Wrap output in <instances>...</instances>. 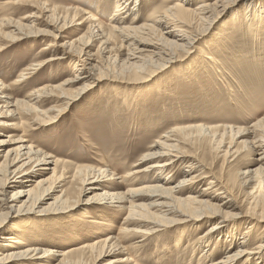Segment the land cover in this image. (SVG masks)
Wrapping results in <instances>:
<instances>
[{"label": "rangeland", "instance_id": "1", "mask_svg": "<svg viewBox=\"0 0 264 264\" xmlns=\"http://www.w3.org/2000/svg\"><path fill=\"white\" fill-rule=\"evenodd\" d=\"M27 1H40L53 9L58 7L59 13L68 16V19L73 18L75 9L85 11L88 12L87 16L91 13L106 24L108 17L116 9L115 0H0V18L5 16L28 22L24 18L36 9ZM172 3V0H142L141 21L144 22L143 20L151 15L153 9L165 8ZM243 3L244 6L216 23L213 31L199 42L197 50H193L185 59L179 53L180 59L183 60L169 64L150 80H145L147 77L142 79L135 77L137 72L135 68L124 69L121 64L106 62L111 56L113 59L118 58L119 61L126 60L127 43L121 48L120 45L123 43L119 37H114L111 41L112 50L108 55L101 51L102 41L97 38L92 39L90 50L93 58L98 61L94 60V64L97 66L102 64V70L108 75L97 76L95 84L74 98L60 113L53 108L63 104L62 98L54 95L44 97L38 104L39 110L45 112V115H41L44 118V123L41 125L32 123L34 119L36 120V114L33 113L25 114L21 118L5 117L0 124V138L7 140L3 149L5 151L15 149L22 144L16 143V140L17 135L23 134L22 137L27 140L28 146H33L57 160L58 174L70 175L76 166H90L94 169L108 167L117 172L119 175L116 177H118L132 164L137 163L133 169L149 164L151 160H139L140 155L154 141L176 127L204 124L240 128L248 127L264 118V21L259 22L256 19L252 21L245 17L248 14V6H264V0H243ZM237 17L243 20L237 21ZM44 20H47L46 16L37 21L36 28L49 32L12 42L0 39L2 45L0 80L6 85H11L18 78L21 80L10 87L16 99L24 98L34 88L61 84L78 69L73 58L68 57L41 66L34 73L28 74L27 78L24 76L25 79L19 77L30 64L42 61L51 54L49 50H42L52 39V29L44 24ZM76 24L64 30L61 42L70 41L76 46H82L78 39L86 37L87 40L91 36L88 30L91 26L90 22ZM201 47H208V55L213 59L216 58V61L219 60L218 70L210 66L212 64L210 58L199 57ZM66 87L72 88L69 85ZM12 122H17V125L13 127L10 125ZM193 133L195 135L192 137L193 143L183 147L195 153L202 161H218L220 169L223 163L221 150L226 149L229 144H234L231 133L225 138V146L218 150H215L209 141L196 138L198 137L196 132ZM236 146L242 150L241 168L255 163L253 162L255 155L248 147ZM238 159L239 157L230 162L233 164L230 170L237 184L234 192L239 206L245 209L255 207L263 209L264 184H257L256 196L250 198L248 188L238 181L237 177L240 176L235 174L234 165ZM2 160L3 157L0 158V162ZM45 166H37L36 176L30 178L26 184L33 185L37 180L46 181L47 178L52 177V169L44 170ZM53 166L51 165V168ZM176 169H178L176 165L172 166L171 179L177 180L179 177L175 173ZM56 179L57 177L53 176L44 183V187L52 185ZM256 179L262 178L258 175ZM114 181L117 183L119 180L114 179ZM206 182L207 179L197 186L194 185V188H202ZM113 186L115 187L111 189H117L118 192L127 189L128 185L125 183L124 186L118 184ZM64 189H67V193L75 192L77 196L80 195L78 194L80 191L73 188L72 183L66 179L60 184L57 182L51 196L53 198L59 196ZM88 193L87 195L84 193L80 198L85 199L92 194ZM48 202H52V199ZM20 203V200L16 202L17 205ZM90 203L92 204L87 208L79 207L70 214L47 210L14 214L15 216L8 219L7 226L19 225L24 241L28 245L51 248L57 253L94 243L106 234H119L122 239L119 243L120 247H116L105 260L129 257L130 261L117 264H203V261L208 259L207 254L202 253L201 243H197L199 236L204 233L208 225L207 222H202L201 225L204 226H198L199 228H196V224L192 222L187 224L183 238L185 241L181 247H176L179 232L183 229L182 226L177 228L180 223L171 224L168 230L146 236L144 241L138 242L143 239L140 234L120 233V229L125 226L123 221L127 216L126 210L114 207L117 203L105 210L95 201ZM147 208L152 211L157 210L149 206ZM94 220L109 224H96L98 222L94 223ZM245 222L243 225L237 222L239 226L229 223L223 227L220 232L221 240H218L217 246L210 247V252L213 254L209 257L211 261H217L238 246L230 245L226 231H232L231 228L235 226L234 230L239 241L247 227ZM253 236H258V232ZM136 243H140L141 246H135ZM123 248L127 249V253L121 252ZM11 249L15 248H4L2 252L8 253L12 251ZM30 259L25 260L23 264H57L60 257Z\"/></svg>", "mask_w": 264, "mask_h": 264}, {"label": "bare ground", "instance_id": "2", "mask_svg": "<svg viewBox=\"0 0 264 264\" xmlns=\"http://www.w3.org/2000/svg\"><path fill=\"white\" fill-rule=\"evenodd\" d=\"M172 1L173 3L168 7L153 9L151 15L143 20L144 22L141 21L142 0H115L116 9L108 17L107 24L100 21L101 19L98 20L95 15L90 13L87 16L88 12L78 9H75L73 18L68 19V16L59 13L58 7L53 9L40 1H27L36 9L24 18L28 22L5 16L0 18V39L10 42L49 32L36 28L37 21L45 16L47 20H44V24L52 29V39L42 49L49 50L50 56L30 64L19 77L27 78L28 74L34 73L41 66L68 57L73 58L77 63L75 66L78 67L75 73L73 72L72 76L63 83L34 88L22 99H16L10 88L21 81L19 78L11 85H6L0 80V124L5 117L21 118L25 114L33 113L36 114V120L34 119L32 123L41 125L44 123L41 115H45V112L39 110L38 104L44 97L54 95L62 98L63 104L53 108L60 113L74 98L93 86L98 77L107 76L108 73L102 70V64L98 66L94 64L96 59L93 58L90 50L94 38L102 41L101 51L108 55L112 50L111 41L114 37H119L123 43L120 45L121 48L127 43L126 60L119 61L118 58L113 59L111 56L106 59V62L121 64L120 66L124 69L125 67L135 68L137 69L135 77L140 79L147 77L145 80H150L169 64L181 61L193 50H197L199 42L213 31L217 22L219 23L228 14L246 3H243V0H198L200 2L197 3L194 2L196 0ZM247 13L245 17L252 21L255 19L259 22L264 21V6H248ZM236 20L243 19L237 17ZM86 22H90L91 26L88 30L91 36L87 40L86 37L78 39L82 46H76L70 41L61 42L62 33L68 26L76 23V25H82ZM199 50V57L210 58L213 64L210 66L218 70L219 60L216 61V58L213 59L208 55L209 48L201 47ZM179 53L182 54L183 59H180ZM148 72L150 73L146 74ZM67 85L72 88L68 89ZM10 125L14 127L17 122H12ZM193 132L197 133L196 138L209 141L208 143L214 146L215 150L225 146V138L231 133L234 144H229L226 149L221 150L223 163L220 169L218 161H202L195 153L183 147L193 143L192 137L195 136ZM22 136L23 134L17 135L16 140V143L22 144L7 151L3 149L7 140L0 138V158L3 157L0 162V264H23L25 260H31L30 258L36 257L38 260H43L50 256L60 257L57 264H117L130 261L129 257L105 260L116 247H120L119 243L122 239L119 234H106L94 243L57 253L51 248L28 245L24 241L19 225L7 226L8 219L15 215L40 210L70 214L79 207L87 208L92 201L104 210L114 206L115 203L117 205L114 207L126 210L127 216L123 221L125 226L120 229V233L140 234L143 239L138 242L144 241L146 236L168 230L171 224L180 223L177 228L182 226L183 229L179 232L176 247H181L185 241L183 238L187 224L192 222L196 224V228H199L198 226H204L201 225L202 222H207L204 233L197 240L198 244L201 243L202 253L207 254L206 257H208L203 264H264V208L245 209L239 206L234 192L237 184L230 170L233 166L230 162L239 157L234 165L235 174L240 176V178L237 177L238 181L248 188L250 198H255L256 185L264 184V118L248 127L240 128L204 124L176 127L154 141L140 155L139 160L149 159L151 160L149 164L136 169H133V166H137V163L132 164L130 168L125 169L124 174L118 177L116 176L119 174L108 167L94 169L90 166H76L70 175L58 174L57 160L33 146H28L27 140ZM236 145L248 147L255 155L253 159L255 163L241 168L242 150ZM39 165H46L44 170L52 169V177H57L52 185L44 187V183L52 177L47 178L46 181L37 180L33 185L26 184L30 178L36 176V167ZM51 165H54L53 168ZM175 165L178 168L175 173L179 175L177 180L171 179L173 175L171 168ZM258 175L262 179H256ZM66 179L72 183L73 188L80 191L78 193L80 195L77 196L75 192L67 193V189H64L59 196L53 198L51 192L55 190L57 182L60 184ZM114 179L119 181L116 183ZM205 179H207L205 186L199 189L194 188V185L197 186ZM138 181L140 183L137 184ZM75 183L78 184L75 185ZM125 183L128 186L123 191L117 192V189H111L115 187L113 184L124 186ZM88 192L92 194L85 199L80 198L84 193L89 194ZM49 199H52V202L47 203ZM18 200L21 203L17 205ZM80 202L82 204H79ZM45 203L46 205H43ZM147 206L157 210L152 211ZM237 222H241L242 225L245 222L247 226L241 240L237 241L235 226L231 228L232 231H226V236L230 239V245L238 246L217 261H211L209 257L213 254L210 252V247L217 246L218 240H221V230L229 223L238 225ZM96 224L108 225L109 223L100 221ZM135 225L138 226L135 227ZM257 232L258 236L254 237L253 235ZM254 242H256L255 245ZM135 246L141 245L136 243ZM4 248L15 249L3 253ZM126 250L123 248L121 252L127 253Z\"/></svg>", "mask_w": 264, "mask_h": 264}]
</instances>
